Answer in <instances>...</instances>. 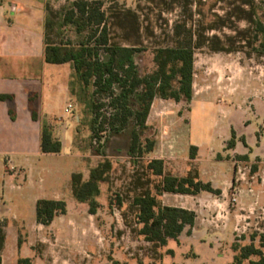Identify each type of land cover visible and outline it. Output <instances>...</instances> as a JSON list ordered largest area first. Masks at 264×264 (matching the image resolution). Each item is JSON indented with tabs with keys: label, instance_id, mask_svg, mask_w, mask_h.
<instances>
[{
	"label": "rangeland",
	"instance_id": "obj_1",
	"mask_svg": "<svg viewBox=\"0 0 264 264\" xmlns=\"http://www.w3.org/2000/svg\"><path fill=\"white\" fill-rule=\"evenodd\" d=\"M36 1L47 12L45 29L47 22H52V29L45 32L53 43H70L76 46L86 39L87 34H78L73 26L65 25L62 20L63 9L75 0ZM101 1L105 3V10L121 14L123 10H132L139 17V38L132 37L131 41H127L123 30L114 25L111 26L110 33L112 43L121 46H132L134 40H139L136 46L140 51L135 55V62L141 75L155 70L154 50L172 44L173 26L180 18L188 19L194 30L203 29L209 24L217 25V29L208 35H218L224 40L226 36L236 37L239 31L253 26L246 19L250 13L264 22V0ZM48 10L55 14L51 15ZM221 19L225 20L226 25L221 24ZM114 20L111 19L110 22ZM246 42H240L242 48L231 53L212 52L207 47L197 50L192 100L175 102L155 99L144 130L133 119L119 133L113 132L106 125L104 131L95 138L91 131L95 110L101 106L100 114L110 118L114 112L111 100L106 94L96 93L93 81L85 85L74 72V116L81 119L74 137L78 148L72 150L68 146L62 157L51 156L45 160L51 170L65 172L75 169L76 165L90 171L93 165L106 159L112 163L107 187L97 199L100 208L95 220L101 227V232L95 235L97 255L105 256L100 264L104 261L105 264H161L160 252L152 251L151 245L138 234L141 225L138 224V208L134 204L142 192L156 193L161 179L153 177L147 168L155 159L163 160L164 164L167 161L168 170L165 174L174 175L172 172H176L182 175L179 178L188 176L190 172L198 173L200 177L197 164H209L207 172L210 174L211 163L226 161L224 166H227L232 160L235 163V178L228 197L231 208L237 205L233 199L240 197L245 189L239 198V212L233 217L237 226L235 231L214 235L221 236V240L225 242L221 255L217 256L196 244L194 250L191 249V228L187 227L182 237L184 245L175 241L180 245L178 254L169 250L173 261L193 259L196 252L202 256L200 261L193 262L195 264H237L234 256L240 254L242 247L249 245H254L264 253V199L261 201L257 196L256 201L247 202L245 197L253 192L251 182L264 186V55H257ZM101 55L104 56V53L101 52ZM134 102L133 99L132 104H136ZM136 106L133 105L134 108ZM102 120L103 116L100 121ZM134 129L140 134L143 148H147L148 141L154 142L152 152H131ZM233 137L235 146L231 148L229 142ZM192 142L198 143L199 147L192 145ZM79 151L83 154V160L73 156V153ZM193 153H196L194 159L191 158ZM186 164L191 168L188 173L184 171ZM40 177L37 173H31L29 180L25 182L23 177L19 178L15 173L2 172L0 191H4L6 195L36 193L42 184ZM44 178L45 182L50 181V177L43 175ZM242 184L246 188L243 189ZM238 192L239 196L235 195ZM6 205L9 206L10 213L19 209L12 203ZM3 207L0 205V208ZM222 214H216L213 222L218 230L221 226L226 227L230 220L227 211H222ZM24 237L25 230H21V242ZM51 247L54 249L53 245ZM40 251L41 248L37 245L35 253L39 254ZM90 252L86 241L80 239L70 245L65 254L67 260L74 259L76 255L87 260ZM51 254L55 256L54 253ZM59 254L62 256L64 253ZM258 259V256H251L241 264H250L251 260ZM41 264L50 263L44 261Z\"/></svg>",
	"mask_w": 264,
	"mask_h": 264
},
{
	"label": "crops",
	"instance_id": "obj_2",
	"mask_svg": "<svg viewBox=\"0 0 264 264\" xmlns=\"http://www.w3.org/2000/svg\"><path fill=\"white\" fill-rule=\"evenodd\" d=\"M46 17L47 12L36 0H0V173H15L17 177H23L25 182L29 180L31 173H37L42 182L36 193L6 195L4 191H0V205L4 206L0 208V222L5 223L6 233L5 246L1 252L2 264H18L20 258H30L33 264H41L44 261L50 264H100L105 260V256L97 255L95 235L101 232V227L97 225L96 215L89 213L88 205L74 198L71 187L74 173H82L87 180L90 171H85L82 165H76L75 169L66 172L51 170L46 165L47 157H62L68 146L77 150L74 137L81 123L80 117L74 116L73 64H50L45 60ZM2 96H10L12 100H3ZM69 105H72V108L67 110ZM33 112L37 113L38 120L33 119ZM43 124H47L53 136L62 142L61 153L41 152ZM192 145L199 147L195 142H192ZM73 156L83 160L80 151L73 153ZM225 162L211 163L210 174L207 172L209 164H197L201 180L211 183L221 194L203 191L195 195L163 193L158 196L163 206L183 208L196 213L189 246L194 250V244L199 245L217 256L221 255L225 242L221 240V236L214 235L235 231L237 226L233 217L239 212V198L246 188L242 184L244 190L237 198V205L231 208L228 197L235 178V163L231 160V164L224 166ZM99 163L93 166L96 167ZM167 165L166 161L165 171L168 170ZM190 169L186 164L184 171L188 173ZM172 173L177 177L182 176L176 172ZM43 175L50 177V181L45 182ZM152 176L156 177L153 174ZM250 184L253 192L244 195L248 199L247 202L256 201L257 196L262 201L264 186H257L255 182ZM106 187V182L100 184L101 194ZM237 194L239 196V192ZM41 199L65 201L67 213L56 216L49 226L38 223L36 207ZM7 203L15 204L14 207L19 209L10 213ZM222 211L229 213L230 220L226 227L221 226L218 230L213 226V222L217 216L223 215ZM21 230H25V237L20 244ZM183 234L184 232L178 240L181 245H184ZM80 239L86 241L91 251L87 254L89 258L85 260L76 255L74 259L67 260L65 253L69 246ZM37 245L41 248L39 254L35 253ZM103 247L105 248V244ZM179 247L175 240H169L167 246L159 249L160 263L195 264L193 262L200 261L202 255L195 251L193 259L173 261L170 251L178 254ZM60 252L64 254L61 256Z\"/></svg>",
	"mask_w": 264,
	"mask_h": 264
},
{
	"label": "trees",
	"instance_id": "obj_3",
	"mask_svg": "<svg viewBox=\"0 0 264 264\" xmlns=\"http://www.w3.org/2000/svg\"><path fill=\"white\" fill-rule=\"evenodd\" d=\"M165 1V0H162ZM105 3L101 0H75L62 11V20L65 25L73 26L78 34H87L86 39L72 46L68 44L53 43L48 34L52 29L50 20L46 24L45 32V60L50 64L72 63L78 78L88 85L93 81L97 94H106L110 101L113 113L108 118L100 114V108L95 110L91 124L94 137L104 131L106 125L119 133L125 130L131 120L135 119L141 129L147 128V120L152 105L157 98L180 102L183 99L190 101L193 98V85L195 74V54L197 50L207 47L212 52H235L242 46L240 42L247 41L257 55H264V22L256 19L250 13L246 19L253 25L244 31H239L238 36L208 35L217 29V25L209 24L203 29L194 30V26L186 18H180L174 23L172 30V44L157 47L154 50L156 68L153 72L141 75L135 62V55L139 40H134L132 46H121L112 43L110 28L117 26L123 30L126 40L132 37L139 38V17L132 10H123V14L104 9ZM51 15L54 11L48 10ZM243 12V10H241ZM115 19L114 22H110ZM221 24L226 25L221 19ZM104 53V56L101 55ZM3 100H12L10 96H2ZM135 100L132 104V100ZM133 105H137L136 108ZM102 121L100 119L102 118ZM14 119V114L11 112ZM33 119L38 120V115L33 112ZM111 120V122H109ZM147 148L140 142V134L134 129L132 132L131 152L140 154L150 153L154 149V142L148 141ZM235 146L233 137L229 142ZM41 152L45 154H59L62 151V142L53 136L50 127L43 124L41 133ZM196 149V148H195ZM196 153L191 155L194 159ZM164 161L152 160L148 170L161 179L156 193L142 192L134 201L138 208V224L141 225L139 236L151 245L152 251L167 246L169 240L178 241L187 227L195 224L196 213L178 207L163 206L158 196L163 193H178L195 195L200 192L221 194L214 189L211 183H204L198 173H189L188 176L179 178L165 174ZM112 169V163L105 160L92 168L87 180L82 173L72 175L71 187L74 198L89 206V213L96 215L100 204L98 197L101 194L100 184L107 182ZM67 213V203L63 200L41 199L37 202V221L45 226L51 225L55 217ZM5 223L0 222V264L1 252L6 242ZM21 244V241H20ZM251 256H258V260H251L250 264H264V253L254 245L244 246L240 254L234 256L237 264L248 260ZM18 264H33L30 258H20Z\"/></svg>",
	"mask_w": 264,
	"mask_h": 264
},
{
	"label": "built area",
	"instance_id": "obj_4",
	"mask_svg": "<svg viewBox=\"0 0 264 264\" xmlns=\"http://www.w3.org/2000/svg\"><path fill=\"white\" fill-rule=\"evenodd\" d=\"M71 108H72V105H69L67 110H70ZM11 169L13 170L14 168L12 167ZM235 195H237V193ZM233 201L237 202V198H234Z\"/></svg>",
	"mask_w": 264,
	"mask_h": 264
}]
</instances>
